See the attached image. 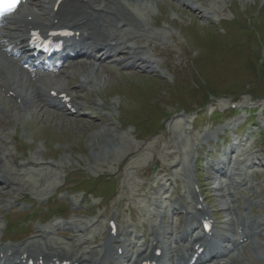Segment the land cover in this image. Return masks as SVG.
Instances as JSON below:
<instances>
[{
    "label": "rangeland",
    "instance_id": "rangeland-1",
    "mask_svg": "<svg viewBox=\"0 0 264 264\" xmlns=\"http://www.w3.org/2000/svg\"><path fill=\"white\" fill-rule=\"evenodd\" d=\"M127 1L130 8L151 25L147 33L153 43L147 49L151 51L154 46L160 49L162 67L156 73L141 70L120 73L118 67L110 66L96 77L89 68L91 61L82 65L81 74L96 77L95 86L82 93L103 105L106 102L104 113L110 117L108 123L100 121L101 113L99 117L90 114L95 107L93 104L89 108L86 105L80 116L59 114L56 118H45L42 113L34 118L31 110L22 115L15 109L7 114L0 111V118L7 117L5 133L11 137L17 134L19 141L23 140L14 146V155L26 160L36 158L49 167L41 176H35L31 186L27 184L25 192L17 194L18 197L29 196L34 207L47 206V199L51 202V196L63 185L62 175L67 172L72 173L74 180L77 175L106 176L117 183V197L103 205L101 199L94 197L89 204L84 193L74 190L72 195H58L59 202L72 204L75 213L68 221L52 219L49 224L97 218L101 222L95 227V233L99 235L105 228L102 214L110 206L111 209L119 207L123 222L132 218L135 211L139 216L145 209L153 211L155 205L145 198L151 191L149 188L142 191L141 187L148 179H153L155 184V178L166 172L175 174L172 185L175 187L177 181L179 189L188 194L192 173L186 169L193 166L202 132L210 127L217 128L214 113H222V118H227V107L249 111L256 106L257 125L242 129L240 133H244V148L256 147L257 152H264V114H261L264 110V0H209L207 5L213 12L210 19L201 18L198 12L173 0H155L159 5L146 0L148 13ZM231 19L239 21L240 26L232 24L235 21L230 22L231 28L225 26ZM131 83L137 87L134 89ZM201 107L206 108L198 116L196 112ZM52 113L54 111L47 114ZM243 117L239 115L233 120L234 125ZM212 149L213 154L217 153L215 146H211ZM209 161H212L211 156L205 155L199 164L200 178L207 184L210 181ZM135 168H143L144 173L138 174ZM242 175L246 177L244 172ZM7 191L10 190L1 184L2 212L4 205L11 206L8 203L11 195L4 197ZM215 194L208 193V196L211 195L209 198L217 212L221 198ZM91 210L93 217L87 216ZM37 225L34 221L28 229ZM3 226L0 215V236L6 238ZM31 237L34 234L22 241Z\"/></svg>",
    "mask_w": 264,
    "mask_h": 264
},
{
    "label": "bare ground",
    "instance_id": "bare-ground-1",
    "mask_svg": "<svg viewBox=\"0 0 264 264\" xmlns=\"http://www.w3.org/2000/svg\"><path fill=\"white\" fill-rule=\"evenodd\" d=\"M53 1L54 0H33L39 10H41L40 13H36L34 10H29L27 15L23 14L19 16L18 22L20 24L19 26H21L22 28L8 27L5 25L9 30L0 31V85L5 89V92L14 93L11 98H15L16 100L21 99V104L19 105L20 108L26 105H30L32 103L33 97H37L39 98L40 103L44 104L45 108L42 109L40 113L44 114L45 118H48V116L56 118L59 116V114L64 115V108L52 104L48 100V98H46V93L42 87L38 86V89L36 90L33 96H31L28 91L24 92L17 88V84L19 82H21V84H24L23 77L27 73V70L23 67L19 66L20 68H18L16 66L18 64L17 62L21 63V61L18 60L19 57L17 56L25 52V50L20 48V46L22 44L24 45L27 32H29L33 28L52 29L59 28L61 27V25L63 27L71 26L72 28H75L78 31L89 33L88 39L79 41L81 45H92L94 47L104 48L106 58L123 53L128 56L127 60L133 62L139 58L149 63L150 66L153 65L152 60L149 57L144 56V48H142L141 50L131 45V42H133L134 40H138L139 42V40L144 34L140 33V35H137L125 32L123 26L130 24L131 18H134L132 23L135 22L137 17H135L133 13H127L125 10L124 12H122L121 8L123 7L119 3V0H99L98 2L94 0H79V2L69 0L68 2H64L61 4L60 8L58 9V12H53L51 6H49L48 4V2L54 4L55 1ZM176 1L181 4L187 5L190 8L191 6H194L192 8H196L199 13L205 14L202 15V17L206 16V14L210 15L212 13L211 8H209L208 6H206V8L204 9H201V7L205 5L207 0ZM156 3L158 4V1ZM30 15H34L33 19L29 18ZM42 15L44 16V18H42ZM55 19H58V24L54 23ZM121 22H124L125 24L120 26ZM111 27L115 28V30H109V28ZM95 41H102L103 44H95ZM113 42H116V44L113 45ZM9 47H14L19 52L12 54L13 52L10 51L13 56V59H11L5 52V54L2 52V49L8 51ZM103 68L105 69L106 67L103 66ZM92 69L93 73L97 75V72L99 70H96L94 66H92ZM7 71L11 75L12 79H8L7 76H5V73ZM38 79L39 81L41 80L43 84H46V82L53 80L50 79L48 81H44L41 78ZM91 82L92 80L87 78L85 81L82 82L81 86L88 85ZM63 88L64 91L62 92L67 91V86H64ZM56 98L59 99V97ZM73 103L74 106H76L79 110L83 109V103H80L77 98L73 100ZM46 106L54 107L56 111L52 113V115H49L47 114L49 110ZM0 127L2 129H5V124L0 123ZM3 135V133H0V145L4 143L2 137ZM12 160L14 162L13 164L15 166V169L6 162L4 156L2 155L0 147V176L3 177L4 184L8 185L11 188L16 185H21L23 183V180L21 178H17L14 176L16 174H25L28 170V164H32L34 166L41 165L40 163H38V159H29L28 164L25 165H18L14 157L12 158ZM226 161L232 162L233 165H241L245 160L239 158L238 153L235 149H231L229 155L227 156V159H218V164L220 165L219 168L221 167V165H223V163H226ZM261 161H264V158H262ZM232 170L233 169H227V171ZM167 182L168 180L164 179V177H160L158 185L156 187H152L154 193L158 195L160 199L165 201L170 200V197L163 196L166 193L163 186ZM230 208L231 206L228 209ZM171 209L175 211L179 210V208L176 206H172ZM161 211L165 213L166 207L162 206ZM89 223L90 222L87 221H74L68 226L69 230L74 233L73 236L75 237V239L68 244L67 248L63 246L64 244L62 242L51 238L50 233L46 228L38 227V229L36 230V234L39 238L37 239L24 242L23 244H20L18 246L0 245V264H18V260H21L19 264H23V261L26 260L25 258H29L30 256L34 258L35 264H37L40 259H43L46 262L52 261V263L56 262L59 259L61 260V262H63L64 260L70 261L71 264H79L81 262H92L93 264H98V257H100V261L106 262L108 256L112 255L110 250L106 249L103 253H100L95 248L87 250L82 247L84 244L89 243V240L86 238V232L88 230ZM80 225L84 227V231L79 228ZM257 225V232L259 234H263L264 219L258 222ZM238 226H242L241 221L238 222ZM121 231L128 232L125 229ZM244 231L246 236H251V233H249L246 229H244ZM183 237L188 243V239L192 237V234H188L187 231H184ZM212 241V239L209 240L208 238L198 236L197 234V238L195 239L194 244L201 243V245H205L207 248L211 245ZM258 245L261 248H264V242H258ZM133 247L138 248L136 244H133ZM230 255L231 252L226 249L221 253L220 256L223 258L230 257ZM213 258L214 256H211L210 260H212Z\"/></svg>",
    "mask_w": 264,
    "mask_h": 264
},
{
    "label": "snow or ice",
    "instance_id": "snow-or-ice-1",
    "mask_svg": "<svg viewBox=\"0 0 264 264\" xmlns=\"http://www.w3.org/2000/svg\"><path fill=\"white\" fill-rule=\"evenodd\" d=\"M17 3H19V0H4L3 8L5 10H11Z\"/></svg>",
    "mask_w": 264,
    "mask_h": 264
}]
</instances>
